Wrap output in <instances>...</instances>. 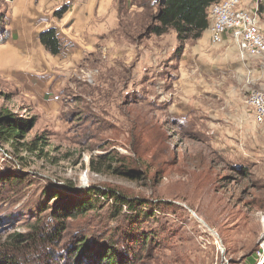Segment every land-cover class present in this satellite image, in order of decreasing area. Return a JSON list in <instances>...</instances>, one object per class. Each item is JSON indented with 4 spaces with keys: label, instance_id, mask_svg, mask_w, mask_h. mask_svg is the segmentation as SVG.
I'll list each match as a JSON object with an SVG mask.
<instances>
[{
    "label": "rangeland",
    "instance_id": "374dc122",
    "mask_svg": "<svg viewBox=\"0 0 264 264\" xmlns=\"http://www.w3.org/2000/svg\"><path fill=\"white\" fill-rule=\"evenodd\" d=\"M12 3L0 0V20L12 15ZM237 8L255 14L264 32V0H240ZM156 9L153 0H112L105 9V19L111 20L99 37L92 36L102 38L97 47L67 67L54 60L51 68L58 74L52 72L48 81L22 82L7 76L6 64L0 61V105L34 121L28 139L44 133L50 144L48 158L22 162L11 147L0 145V170L18 176V181L8 177L0 184V243L9 233L26 231L27 222L41 208L48 216L56 198L72 206L97 187L138 203L135 210L125 212L119 202L100 197L90 211L67 217L72 233L80 227L88 237L94 234V240L111 239L116 244L113 264H120L116 261L120 256L123 264H248L254 254V264H264V121H255L247 101L253 89L243 96L242 81L238 82L233 104L214 105V110H224L236 130L224 136L236 137L238 147L253 150L257 158V164L242 162L251 166L248 170L236 171L194 130L172 125L166 114L173 105L165 110L168 103L143 94L159 84L158 92L166 99L173 101L177 95L202 111L212 105V100L188 93L189 78L182 77L183 89L174 85L179 75L201 76L184 71L182 64L187 55L207 59L204 52L214 47L208 40L209 25L197 39L180 41L172 30L156 35L147 30ZM4 44L0 41V53L9 47ZM41 50L45 58L51 55L44 47ZM255 58L264 63V54ZM153 69L159 72L146 82ZM255 81L263 83L255 90H264V78L255 76ZM220 94L222 101L229 100ZM103 156L113 159L114 167L124 163V169L137 171V176L92 172L90 160L102 165Z\"/></svg>",
    "mask_w": 264,
    "mask_h": 264
},
{
    "label": "crops",
    "instance_id": "0c3cea01",
    "mask_svg": "<svg viewBox=\"0 0 264 264\" xmlns=\"http://www.w3.org/2000/svg\"><path fill=\"white\" fill-rule=\"evenodd\" d=\"M111 1L59 0L58 3H54L51 0H13V13L11 16H7L8 22L5 26L8 36L4 43L9 47L3 48L4 52L0 53V61L6 64L7 69L4 74L13 75L22 82L33 78H44L45 81H48L53 77V73L58 74L51 68L54 60L64 67L80 59L84 60L88 49L96 48L98 42L102 40V38H93L92 36L99 37L97 33H103L104 25L111 18L105 19V12ZM54 6L56 8L52 10ZM62 8H64L63 11L60 10ZM48 28H54L66 46L59 54H51L45 58L41 50L43 47L39 42V33ZM210 45L214 46L212 51L204 52L207 59L187 55L182 64L184 71L190 69L193 72H199L201 76L179 75L175 78L174 85L177 87L179 85L180 89H183L182 77L185 80L189 78L191 86L187 85L188 93L193 91L198 96L212 100L209 101L212 103L211 108L202 111V108L180 100L177 95L173 96V101L172 98L166 99L163 92H158L161 89L159 84H157V88L145 91L143 94L159 103H168L166 107H162L165 110L173 105L172 110L167 111L166 114V116H171V119L167 118L171 120L172 125L184 130H194L193 133L206 142L215 155L225 163L247 161L251 165L257 164L258 161L253 150L243 148L241 150L236 137L228 134L229 138L224 136L228 130L234 132L236 130L233 122L225 118L224 110H214V105L218 104L216 101L225 103L226 108L233 104L232 101L235 100L237 96L235 94L238 92L236 90L238 82L242 81L243 96L252 89L263 88V83H256L255 76L264 78V63L255 57H240L237 47L227 37L221 44L210 43ZM20 58L21 60H19ZM152 71L153 73L148 72L145 76L146 82L152 81L154 74L159 72L157 69ZM38 73L40 77H34ZM161 73L163 77L164 72ZM60 76L62 79H66V74ZM251 76H253L252 79H250ZM203 77L205 82H200ZM220 92L229 100L222 101L223 97ZM223 103L221 104L223 105Z\"/></svg>",
    "mask_w": 264,
    "mask_h": 264
},
{
    "label": "trees",
    "instance_id": "16d2710c",
    "mask_svg": "<svg viewBox=\"0 0 264 264\" xmlns=\"http://www.w3.org/2000/svg\"><path fill=\"white\" fill-rule=\"evenodd\" d=\"M218 0H153L157 9L152 16V25L147 29L150 33L162 35L168 30L176 33L178 40L184 41L188 38L197 39L208 28L207 7ZM65 8V7H64ZM60 9L63 11V9ZM0 41L8 36L5 28L8 17L4 15L0 24ZM39 42L52 55L59 54L66 46L59 38L54 28H48L39 33ZM34 121L22 119L16 113H12L0 105V145L11 147L12 153L22 162L26 158L38 159L48 158L50 146L47 136L36 134L32 138L27 137ZM25 153L26 156L22 154ZM105 162L101 165L93 160L89 162V169L98 174L106 171L124 173L132 178L138 172L132 169H124V163L114 167L113 159L103 156ZM231 163V162H230ZM233 170H248L251 166L240 161L230 164ZM23 167V166H22ZM106 168V169H105ZM124 169V170H123ZM121 171V172H120ZM0 170V184H4L8 177L17 178V175L5 173ZM55 192V191H54ZM85 199H79L72 206H68L61 197L53 202L54 209L48 216H43L41 208L37 217L26 224V231H14L9 233L0 243V264H113L116 244L111 239L101 238L94 240V234L88 235L84 229L76 228L72 233L68 228L67 217H75L76 214H84L94 207V203L100 197H110L123 206V211L135 210L138 203L131 202L112 189L93 187L86 191ZM55 193L50 198H54ZM58 199V200H57ZM70 202V201H69ZM146 202L140 204V207ZM125 205V206H124ZM80 229V230H79ZM92 242H89V239ZM97 239V237H96ZM109 241L113 243H108ZM146 241V240H145ZM117 257V256H116ZM124 257L116 258L117 262L123 264ZM112 260V261H111ZM256 262V254L252 256L248 264Z\"/></svg>",
    "mask_w": 264,
    "mask_h": 264
},
{
    "label": "built area",
    "instance_id": "2783aa9c",
    "mask_svg": "<svg viewBox=\"0 0 264 264\" xmlns=\"http://www.w3.org/2000/svg\"><path fill=\"white\" fill-rule=\"evenodd\" d=\"M239 3L240 0H219L209 6V40L217 45L221 44L225 37L232 39L241 57L264 54V32L258 25L257 16L237 8ZM247 101L254 110L255 121L263 122L264 90L253 89L248 94ZM260 253L259 251L258 255Z\"/></svg>",
    "mask_w": 264,
    "mask_h": 264
},
{
    "label": "bare ground",
    "instance_id": "6f19581e",
    "mask_svg": "<svg viewBox=\"0 0 264 264\" xmlns=\"http://www.w3.org/2000/svg\"><path fill=\"white\" fill-rule=\"evenodd\" d=\"M52 1V0H51ZM54 3H56V2H54ZM198 219V218H197ZM199 220V219H198ZM200 222H202L201 220H199Z\"/></svg>",
    "mask_w": 264,
    "mask_h": 264
}]
</instances>
